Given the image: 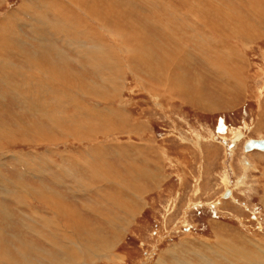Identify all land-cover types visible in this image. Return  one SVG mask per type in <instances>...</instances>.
<instances>
[{
  "label": "rangeland",
  "instance_id": "374dc122",
  "mask_svg": "<svg viewBox=\"0 0 264 264\" xmlns=\"http://www.w3.org/2000/svg\"><path fill=\"white\" fill-rule=\"evenodd\" d=\"M107 1L109 4H116L115 7L121 16L118 17L119 20L116 16L105 18L103 21L96 19L79 10L77 3L75 7L67 0H3L4 3H0V43L6 38L10 41L11 32L17 38H26V47L30 50H26L27 55L33 57L34 63L42 67L48 65L42 62V53L46 58L56 57L55 60L63 61L60 66L64 68L66 75L71 76L75 72L82 78L90 79L91 82L92 72L88 71V62L80 57L78 52L81 50L80 54H82L84 49L98 50L103 51L106 56L109 54L110 61L117 57L115 61L122 65L120 66L123 67L124 75L119 91L117 87H109L106 84L108 97L88 96L87 99L82 97L79 98L82 106L74 105V99L65 96L72 94V90L67 87L65 93L62 89L65 98L62 104L46 105V108L42 107L44 103L40 100L42 99L43 102L44 99V85L33 88L31 82L24 79L26 84L22 86L23 80L17 77L20 74L15 73V70L18 69L19 72L27 67V59L16 55V52L9 57L3 56L5 63H12L17 67L13 69L14 74L11 78L4 80L0 78V133L4 136L0 137V202L9 208L14 217V223L2 225L5 228L4 238L16 242L15 244L27 242L62 263L61 257H64L70 249L63 247L66 251L59 255L58 249L53 247L55 245L48 243L46 238L50 241L52 238L57 240L64 238L66 246L69 245L68 241L60 230L50 226L46 220L53 217L59 225L70 230L69 232L76 230L75 228L71 230L70 226L73 222L65 219L64 210H59L57 207L54 210L43 202L41 194H48L49 190H53L58 194L59 204L65 208H72L84 220L101 227L103 236L108 238L110 249L106 250H102L98 245H92L89 249L85 243H81L80 250L87 255L82 257L83 264H180L170 258V252H174L179 261L185 264H204L205 262L201 260L202 256L216 258L209 252L224 250L225 247L217 242L218 236L226 239L234 236L239 245L241 243L245 245L246 242L251 245L248 241L251 240L264 250V159L260 157V155L264 156V153L256 150L246 152L244 150L246 143L243 144L244 141L247 142L252 138L264 139V1L217 0L214 1L215 4H209L205 0H199L201 2L197 0ZM124 1L131 3L135 10L128 11L124 8ZM160 1L161 3H158ZM108 2L103 1L101 8L107 6ZM22 7H27L26 14L19 12ZM142 9L144 10L141 13ZM196 10H201L207 15L202 16L201 19L195 17ZM219 14L221 16H218ZM15 15L18 18H15ZM197 18L200 21L196 22ZM65 21L68 23L65 24ZM150 21H153V26H149ZM133 23H138L140 26L135 30L146 35L144 39L141 37L138 41L147 43L151 54L162 57L167 55L172 47L173 50L177 48L176 57H179L175 59L171 57L169 71L179 74L182 81L185 80L190 88L193 87V94L195 83L200 82L203 103L214 105L212 110L197 105L195 100L189 99L184 103L182 100L179 102L174 100L177 93L174 92V87L169 86L168 80H165L167 75L159 78L144 74L140 64L131 58L130 43H127V55H125L119 37L116 36L117 34L113 35L111 31L117 25L120 31L135 33L131 26ZM198 25L200 28H197ZM194 27L200 33L195 32ZM224 31L227 36L224 35ZM74 33L76 35H73ZM67 41H71L73 46ZM222 44L228 48H223ZM221 47L233 52L234 56L239 54L238 58H232L225 52L221 58L220 54L223 55ZM113 48L124 53L120 56H112L115 54ZM184 51H188L189 56L194 55V58L190 61L185 57L186 54L183 57L180 53ZM209 58L211 61L208 60ZM172 61L175 65L181 63V70H177ZM226 66L227 69L229 67L231 75L227 76L222 72ZM215 69L219 74L214 71ZM234 78L241 79L242 82L237 83ZM39 80L45 83L40 77ZM98 80L97 77L96 81ZM239 84L243 88H240ZM28 85L32 88L30 89ZM211 92L217 96H213ZM75 93L77 94L73 96L76 98L79 93ZM79 96L81 97L80 94ZM164 97L169 101L159 99ZM194 97L196 98V96L190 98ZM37 101L38 105L35 107L34 102ZM71 104L75 108L71 107ZM86 107L93 109L94 113L90 114L92 117L89 115L83 117L81 121H75L78 124L76 128L67 124L68 119L72 116L77 117L84 108L87 109ZM119 108L126 111V115L119 116L116 113V109ZM130 116H132L131 120H134L131 126L125 122ZM17 123L22 124L23 128L27 126L24 124L35 123L37 127L34 129L38 128L37 132L42 133L43 137L34 136L33 132L25 134V138L18 136V133L15 134L16 137H10V130H16ZM234 132L235 136L230 141L231 147L229 141H225L226 147L220 144L222 147L208 148V146L212 147L210 141L218 142L221 135L226 136ZM197 138L200 139V145L197 144ZM194 141L196 145H193ZM236 145H238L236 154H230V148ZM140 154L142 157L138 159ZM96 155L103 156V159L101 157L103 161H99L101 164L93 160ZM247 157L253 161L255 170L248 169L245 165ZM76 160L81 166L87 165L90 172L97 169L96 166H103L104 163L109 162L118 170L114 173H124L128 179H130L129 172L136 167L148 172L151 176L140 179L144 186L143 190L139 192L134 188L142 196H140L142 203L140 199H136L140 212L135 213L136 216L133 217L125 216L122 210L115 209L109 204V201L118 199L120 191L115 186L105 189L101 183L92 181L89 173H85L86 178L77 183V179L66 177L56 167L59 165L67 169L75 166L77 168ZM42 165L47 166L45 171L35 169L34 172L29 168L34 166L41 169ZM126 166L129 167V172L126 171ZM17 184L31 186V191L27 194L31 198V200L28 198L31 203L27 208L16 205ZM82 185L90 190L80 191ZM147 186L150 190L146 191ZM99 191L102 193L98 194ZM89 208L100 217L106 215L116 219L121 217L115 220V225L125 218L126 230L118 235L115 244L112 237L116 232L114 227L90 212ZM29 226H33L34 231L28 229ZM13 235L17 238L15 241ZM72 236L70 234L67 238ZM84 241L88 242V240ZM64 244L62 242L63 246ZM257 250L254 249L252 252L249 250L251 257L263 258L264 254ZM9 252L14 264H50L34 252L25 254L27 260L12 248ZM102 254L112 255L114 258L108 262ZM196 254L201 257L197 258Z\"/></svg>",
  "mask_w": 264,
  "mask_h": 264
},
{
  "label": "bare ground",
  "instance_id": "6f19581e",
  "mask_svg": "<svg viewBox=\"0 0 264 264\" xmlns=\"http://www.w3.org/2000/svg\"><path fill=\"white\" fill-rule=\"evenodd\" d=\"M1 4L3 2V0H0ZM70 2L72 4L75 5L76 7V3L78 4V7H79V10L85 12L86 14L88 13L89 15L95 17L96 19H101L103 21V19L105 18H110V17H114L116 16L117 19L118 17L121 18V16H119V12L117 10V8L115 7L116 4L114 3H110L106 0L107 3V6H102L103 8H101V4L103 1L105 0H67V2ZM114 1V0H113ZM152 1V0H151ZM199 1V0H197ZM206 2H208L209 4H215L214 1H217V0H205ZM223 1V0H222ZM225 1V0H224ZM264 1V0H263ZM26 3V1H24ZM30 2V1H29ZM201 2V1H199ZM221 2V1H220ZM227 2V1H226ZM255 2V1H254ZM4 3V2H3ZM158 3H161L158 2ZM28 4V2H27ZM31 4V3H30ZM144 4V3H142ZM239 4V3H238ZM56 5V4H55ZM124 5L128 11L129 10H132L134 11L135 10V7L132 6L131 3L129 2H126L124 1ZM155 5V4H154ZM20 6V5H19ZM28 6V5H27ZM30 6V5H29ZM130 6V7H129ZM158 6V5H157ZM100 7V8H99ZM123 7V6H122ZM150 7V6H149ZM152 7V6H151ZM150 7V8H151ZM154 7V6H153ZM209 7L211 8V5H209ZM27 8V7H26ZM26 8L22 7L20 8L19 12L22 13V14H26L27 11H26ZM38 8V7H36ZM86 8V9H85ZM254 7H252L253 9ZM31 9V8H30ZM73 9V8H72ZM199 9V8H198ZM201 9V8H200ZM17 10V9H16ZM29 10V9H28ZM44 10H47V9H44ZM138 10V9H137ZM144 9L140 10L141 13ZM208 10V9H207ZM211 10V9H210ZM209 10V11H210ZM214 10H217V9H214ZM249 10V9H248ZM31 11V10H29ZM43 11V10H42ZM146 11V10H145ZM150 11V10H149ZM155 11V10H154ZM165 11V10H164ZM168 11V10H167ZM166 11V12H167ZM171 11V10H170ZM178 11V10H177ZM232 11V10H230ZM239 11V10H238ZM14 12V11H13ZM174 12V11H173ZM196 16L195 17H201L204 16L205 14L201 11V10H196ZM214 12V11H213ZM130 14H132L131 12H129ZM155 13V12H154ZM160 13V12H159ZM176 13V12H174ZM193 13V12H192ZM211 13V12H210ZM215 13V12H214ZM225 13V12H224ZM228 13V12H227ZM32 14V13H31ZM121 14L123 15L122 11H121ZM162 14V13H161ZM171 14V13H169ZM191 14V13H190ZM230 14V13H229ZM241 14V12H240ZM33 16H35V14H32ZM110 15V16H108ZM143 15V14H141ZM177 15V13H176ZM175 15V16H176ZM207 15V14H206ZM205 15V16H206ZM216 15V14H215ZM131 16V15H130ZM158 16V15H157ZM170 16V15H169ZM173 16V15H172ZM171 16V17H172ZM218 16H221V14H219ZM257 16V15H256ZM264 16V15H263ZM15 18H18V16H14ZM14 17H12L11 19L13 20ZM56 17V16H55ZM261 17V16H260ZM21 18V16H20ZM19 18V19H20ZM35 18V17H33ZM124 18V16H123ZM144 18V16H143ZM160 18V17H159ZM164 18V17H163ZM173 18L175 19V17L173 16ZM9 19V21L11 20ZM28 19V18H27ZM37 21H38V17L36 18ZM76 19V18H75ZM150 20V18H148ZM162 19V18H161ZM159 19V20H161ZM198 21L199 18H197ZM211 19V18H210ZM11 20V21H12ZM74 20V19H73ZM119 20V19H118ZM165 20V19H164ZM185 20V19H184ZM183 20V21H184ZM190 20V19H189ZM212 20V19H211ZM210 20V21H211ZM27 21V20H26ZM41 21V20H40ZM98 21V20H97ZM114 21V20H112ZM146 21H148L146 19ZM169 21V20H167ZM213 21V20H212ZM229 21V20H228ZM236 21V20H235ZM240 21V19H239ZM34 22V21H33ZM70 22V21H69ZM74 22V21H73ZM76 22V21H75ZM107 22V21H106ZM121 22V21H120ZM124 22V21H123ZM141 22V21H140ZM139 22V23H140ZM143 22V20H142ZM152 25V22L153 21H150ZM192 22V21H191ZM224 22V21H223ZM246 22V21H245ZM62 23V22H61ZM68 23L65 21V24ZM113 23V22H111ZM145 23V22H143ZM169 23V22H168ZM185 23V21H184ZM183 23V24H184ZM209 23V22H207ZM221 23V22H220ZM227 23V22H226ZM235 22H233L234 24ZM248 23V22H247ZM259 23V22H258ZM29 24V23H28ZM36 24V23H35ZM56 24V23H55ZM73 24V23H72ZM181 24V23H180ZM198 24V23H197ZM200 24V23H199ZM239 24V23H238ZM251 24V23H250ZM40 25V24H39ZM75 25V24H74ZM115 25V24H114ZM121 25V24H120ZM141 25V23H140ZM148 25V24H146ZM144 25V26H146ZM159 25V24H157ZM66 26V25H65ZM69 26V25H68ZM79 26V25H78ZM113 26V24H112ZM131 26L134 28H139V24L138 23H133L131 24ZM139 26V27H138ZM153 26V25H152ZM151 26V27H152ZM155 26V25H154ZM165 26V25H163ZM205 26V25H203ZM226 26V25H225ZM228 26V25H227ZM235 26V24H234ZM31 27V26H30ZM29 27V28H30ZM34 27V25H33ZM106 27V26H105ZM116 28L113 29L111 32L112 34H117L116 36L119 37V42L121 43V46L123 49H125V55H127V47H128V44L127 43H130L131 46H130V54H131V58L133 60H136L140 66L143 68L144 70V74L148 75L149 77L150 76H155V77H159V78H162L165 76V74L167 75V77L163 78L165 80H168L169 82V86H172L174 87V92L177 93L176 97L174 98V100H178L177 102L181 101L184 103L187 102L189 99H191L190 101H197L196 103H198L197 105L199 106H203L204 108L206 109H211L212 110V107L214 105H211V104H204L203 103V100H202V97H201V83L200 82H197L195 83V93L193 94V87H189L187 85V83L184 81H182L181 77L176 74H173V72L171 73L169 71V66H170V61H171V57H173V59L179 57L176 55L178 54V50H176L174 48V50L170 49V52L168 51L167 55H164L162 57H158V56H155L153 54H151L150 52V48L149 46L147 45V43H145L144 41L142 42H139L138 39L139 38H145L146 35L142 32H138L137 30H135V33L133 32H130V33H126L123 31H120L119 28L117 29V25L115 26ZM128 27V25H127ZM150 27V28H151ZM169 27V26H168ZM193 27V26H192ZM197 27V26H196ZM230 27V26H229ZM77 28V27H76ZM159 28V27H158ZM165 28V27H164ZM167 28V27H166ZM183 28V27H182ZM195 28V27H194ZM197 28H200L199 25ZM4 29V28H3ZM68 29V28H67ZM66 29V30H67ZM128 29V28H127ZM145 29V27H144ZM155 29V28H154ZM163 29V28H162ZM173 29V28H172ZM221 29V28H220ZM23 30V29H22ZM64 30V29H63ZM72 30V29H71ZM108 30H111V29H108ZM131 30V29H130ZM210 30V29H209ZM207 30V31H209ZM226 30V29H225ZM200 31L203 32V30L200 29ZM214 31V30H213ZM55 32V31H54ZM116 32V33H115ZM175 32V31H173ZM186 32V31H185ZM184 32V33H185ZM195 32H199L198 30L196 31V28H195ZM228 32H230L228 30ZM25 33V32H24ZM32 33V32H31ZM53 33V32H52ZM163 33V32H162ZM169 33V32H168ZM200 33V32H199ZM224 35H226V32L224 31ZM246 33V32H245ZM12 37L10 38V41L8 38H6V40L4 42H1L0 43V78L2 80L5 79H9L12 77V75L14 74L13 72V69H17V67H15L14 64L12 63H5L4 61V57H9L10 54H13L16 52V55L18 56H23L27 59V67H25L23 70H19V72L17 70H15V73H19L20 76L17 75V77H20L22 80H23V83L21 84L22 86L26 84L25 80L29 82H31V85L33 86V88H35L36 86L38 87H41L42 85L43 88H44V91H45V95L42 93L43 96V102H42V99L41 100V103H44V105H42V107H46L47 106H50L53 104L57 105L58 106V103L60 104L62 102V100H64V95L63 92H62V89L64 90V93H65V88L68 87V89L72 90V94H69L68 95H65V96H68V98H72L74 99V105H81L82 106V102H81V99L82 97L87 99L88 96H91L93 98H103V97H108L109 95L107 94L108 91H107V85H109V87H117V91H119V89L122 87V84H123V80L122 78L124 77L123 75V67L121 68V66L119 65L118 61H115L117 60V56H120V54H123L124 52H122L120 50V52L118 51H115V49L113 50V52L115 53L114 55L112 56H115L112 60L110 61V55L108 54L107 56L105 54H103V51H98V50H94V51H91V50H87V49H84L82 54H80V51L78 52V54L80 55V57H82L84 60H86L88 62V71L92 72V81L90 82V79H85V78H82L80 77L77 73L74 72V75H71L70 74H67L66 75V72L64 70V68H62L60 66L61 63H63V61H60L59 60H55V58L53 57L52 59L49 58V57H45L46 55H44L42 53L41 55V59H42V62L45 64H48V65H44V67H42L41 65L37 64V63H34V60H33V57L29 56V54L27 55V51H30L29 48L27 50V47H26V38H17L13 32L9 33ZM26 34V33H25ZM72 34V33H71ZM71 34L69 35V37L71 36ZM87 34V32H86ZM171 34V33H170ZM182 34V33H181ZM187 34V33H186ZM27 35V34H26ZM73 35H76L75 33ZM165 35V34H164ZM163 35V36H164ZM197 35V34H196ZM78 36V35H77ZM76 36V38H77ZM82 36V35H81ZM96 36V35H95ZM227 36V35H226ZM22 37V35H21ZM74 37V36H73ZM72 37V38H73ZM93 37V36H92ZM104 37V36H103ZM113 37V36H112ZM165 37V36H164ZM167 37V36H166ZM165 37V38H166ZM169 37V36H168ZM179 37V36H178ZM177 37V38H178ZM187 37V36H186ZM60 38V37H59ZM98 38V37H97ZM102 38V37H101ZM195 38V37H194ZM227 38V37H226ZM57 39V38H56ZM92 39V38H91ZM176 39V38H175ZM222 39V38H221ZM51 40V39H50ZM59 40V39H58ZM72 40V39H71ZM94 40V39H93ZM100 40V39H99ZM102 40V39H101ZM107 40V39H106ZM167 40V39H166ZM206 40V38H205ZM209 40V39H208ZM208 40L206 42H208ZM220 40V39H219ZM226 40V39H225ZM231 40V39H230ZM61 41V40H60ZM173 41V40H172ZM183 41V40H182ZM222 41V40H221ZM28 42V41H27ZM69 42V44L71 46H73V43H71V41H67ZM76 42V41H75ZM78 42V41H77ZM76 42V43H77ZM100 42V41H99ZM169 42V41H168ZM81 43V41H80ZM79 43V44H80ZM103 43V42H102ZM101 43V44H102ZM107 43V41H106ZM221 43V42H220ZM68 44V45H69ZM78 44V45H79ZM83 44V43H81ZM94 44H97V43H94ZM167 44V43H165ZM180 44V43H179ZM204 44V42H203ZM29 45V43H28ZM100 46V44H98ZM223 45V44H222ZM66 46V44H65ZM75 46V45H74ZM98 46V47H99ZM207 46V45H206ZM214 46V45H213ZM224 46V45H223ZM29 47V46H28ZM67 47V46H66ZM77 47V46H76ZM96 47V46H95ZM170 47V46H169ZM168 47V48H169ZM216 47V46H215ZM166 48V47H165ZM167 48V49H168ZM223 48H228L226 46H224ZM33 49V48H32ZM66 49V48H65ZM98 49V48H97ZM219 49V48H218ZM221 49V52L223 53L220 54L221 58L222 56H224V52L226 55H229V56H232V58L234 57H237L239 56H234V54H232L233 52L231 51H228L226 49H222V47L220 48ZM233 49H236L237 48H233ZM27 50V51H26ZM102 50V49H101ZM112 50V49H111ZM163 50V49H162ZM165 50V49H164ZM169 50V49H168ZM176 50V51H175ZM205 50V49H204ZM216 50V49H214ZM213 50V51H214ZM230 50H232L230 48ZM33 51V50H32ZM34 51H37V50H34ZM46 51V50H44ZM69 51V50H68ZM166 51V50H165ZM195 52V51H194ZM209 52V51H208ZM211 52V51H210ZM216 52V51H215ZM219 52V51H218ZM71 53V52H70ZM117 53V54H116ZM163 53V52H162ZM203 53H205V51H203ZM236 53V52H235ZM48 54V53H47ZM63 54V53H62ZM181 55H184L186 54V58L187 59H190V61L194 58V55H190L189 56V53L188 51H184V53H180ZM179 54V55H180ZM193 54V53H192ZM197 54V53H196ZM31 55V54H30ZM38 55V54H37ZM66 55V54H65ZM201 55V54H200ZM207 55V54H206ZM236 55V54H235ZM228 56V57H229ZM67 57V56H66ZM198 57V56H197ZM210 57V56H209ZM217 57V56H216ZM219 57V55H218ZM120 58V57H119ZM207 58V57H205ZM227 58V57H226ZM54 59V60H53ZM58 59V58H57ZM64 59V58H63ZM68 59V58H67ZM200 59V58H199ZM230 59V58H229ZM36 60V59H35ZM210 60V58L208 59ZM224 59H222L223 61ZM39 61V60H38ZM175 61V60H174ZM172 61V63L174 62ZM204 61V60H203ZM211 61V60H210ZM215 61V60H214ZM221 61V63H222ZM226 61V59H225ZM229 61V60H228ZM242 61V60H240ZM180 62V61H179ZM202 62V61H201ZM231 62V61H230ZM121 63V62H120ZM175 63V62H174ZM173 63V64H174ZM183 63V62H182ZM188 63V62H187ZM225 63V62H224ZM6 67H4L3 65ZM65 64V63H64ZM213 64V63H212ZM223 64V63H222ZM67 65V64H66ZM68 66V65H67ZM181 63H176V65L174 64V67H177L178 69L177 70H181ZM213 66V65H212ZM84 67V66H83ZM208 67V66H207ZM215 67V66H214ZM217 67V65H216ZM221 67V66H219ZM125 68V67H124ZM239 68V67H238ZM126 69V68H125ZM223 69V67L221 68ZM70 70V69H69ZM68 70V71H69ZM85 70V69H84ZM171 70V69H170ZM174 70V69H173ZM171 70V71H173ZM82 71V70H81ZM215 72L218 73V70H214ZM233 71V70H232ZM231 71V72H232ZM111 72V73H110ZM225 75H231L230 73V69L228 67L227 69V66L223 69L222 71ZM237 72V71H236ZM115 74V75H111V74ZM94 74V76H93ZM222 74V73H221ZM28 75V76H27ZM164 75V76H163ZM238 75V74H237ZM234 76V75H233ZM239 76V75H238ZM39 77L40 79H43V81L45 83H43L42 81L39 80ZM98 77V81H96V78ZM215 77V76H214ZM222 77V76H221ZM241 77V76H240ZM15 78H16V75H15ZM121 78V79H120ZM231 78V77H230ZM229 78V79H230ZM242 78V77H241ZM25 79V80H24ZM228 79V80H229ZM17 80V79H16ZM20 80V79H19ZM219 80V79H218ZM227 80V81H228ZM231 80V79H230ZM234 80L238 81L237 83H241L242 80L240 79H236L234 78ZM233 80V81H234ZM18 82V81H17ZM224 83V82H223ZM231 84V83H230ZM240 85V84H239ZM65 86V87H64ZM28 87L31 89L32 87L30 85H28ZM231 87V86H230ZM242 86L240 85V88ZM223 88V87H222ZM225 88H229L228 86ZM243 88V87H242ZM22 89V88H21ZM27 89V87H26ZM232 89V88H231ZM42 90V89H41ZM114 90H116L114 88ZM200 90V93L198 94ZM27 92V90H25ZM31 91V90H30ZM38 91H39V88H38ZM115 91V92H117ZM223 91H226V90H223ZM242 91V90H241ZM34 92V90H33ZM40 92V91H39ZM39 92H36V93H39ZM75 92H78L81 97L79 96V94L77 95V97L75 98L73 96V94H77ZM41 93V92H40ZM61 96H57V95H60ZM211 94L213 96H217V94L215 93H212ZM23 95V94H22ZM222 95H225L222 93ZM227 95V94H226ZM229 95V93H228ZM0 96H1V91H0ZM192 96H196V98H190ZM231 96V95H230ZM32 97V96H31ZM39 97H42V96H39ZM219 97V96H218ZM30 98V96H29ZM33 99H37L39 100L38 98H34L32 97ZM79 98H81L79 100ZM172 98V97H171ZM3 99V97H2ZM23 99V98H22ZM26 99L28 100V97H26ZM67 99V98H66ZM159 99H162L163 101H169V99H166V97L164 98H159ZM173 99V98H172ZM68 100V99H67ZM26 101V100H25ZM29 101V100H28ZM66 102V101H65ZM28 103V102H27ZM31 104V102H29ZM191 103V102H190ZM35 104V107L38 105V101L37 102H34ZM40 104V103H39ZM62 104V103H61ZM28 105V104H27ZM54 105V107H55ZM74 105H70L71 107L75 108ZM33 106V105H32ZM27 107V106H26ZM64 107V106H63ZM47 108V107H46ZM45 108V109H46ZM53 108V107H52ZM78 108H80L78 106ZM83 108V107H82ZM87 109H83L82 112H80L78 114V116H72V118L68 119L67 121V124L70 125V126H73L74 128H76L78 126V124L75 122V121H81V119L85 116H89L90 114H93L94 111L92 108L90 107H86ZM1 109V108H0ZM35 109V108H34ZM39 109V108H38ZM57 109V108H56ZM54 109V110H56ZM67 109V108H66ZM122 108H119V109H116V113L119 115V116H123V115H126V111H123L121 110ZM215 109V108H214ZM33 110V109H32ZM41 110V109H40ZM43 110V109H42ZM53 110V112H55ZM58 110V109H57ZM65 110V109H64ZM80 110V109H79ZM27 111V109H26ZM44 111V110H43ZM43 111H40L41 113ZM49 111V109H48ZM52 111V110H51ZM50 111V112H51ZM210 111V110H209ZM58 112V111H56ZM66 112V111H65ZM33 113V112H32ZM34 114V113H33ZM32 114V116H33ZM46 114V113H45ZM29 115V114H28ZM42 115V114H40ZM48 115V114H47ZM52 114H50L51 116ZM54 115V114H53ZM65 115V114H63ZM3 116V115H2ZM43 116V115H42ZM45 116V115H44ZM49 116V115H48ZM91 116V115H90ZM52 117V116H51ZM92 117V116H91ZM132 116L128 117L127 120L125 122H128V125H132L131 122H134V120H131ZM5 118V117H4ZM44 118V117H43ZM54 117H52L53 119ZM88 118V117H86ZM49 119V118H48ZM85 119V118H84ZM94 119V118H93ZM72 121V122H71ZM85 121V120H84ZM56 124V123H55ZM66 124V125H67ZM6 125V124H4ZM27 125V126H25ZM53 125V124H52ZM134 125V124H133ZM25 128H23L22 124H19L17 123V128L16 130L14 129H11L10 130V137H16L15 134L18 133V136L20 135L21 137L23 136L25 138V134H28V132H33L32 134L34 136H42L41 134L42 133H38L37 132V129L35 130L34 128L37 127L35 123H32V124H24ZM9 127V126H8ZM92 127V126H91ZM53 128V127H52ZM9 129V128H8ZM54 129V128H53ZM40 130V129H39ZM49 130V129H48ZM44 131V130H43ZM91 131V130H90ZM64 133V132H63ZM3 133H0V137H4L2 135ZM70 134V133H69ZM8 135V134H7ZM45 135V134H44ZM29 136V135H28ZM32 136V135H30ZM48 136V135H47ZM84 136V135H83ZM222 136V135H221ZM220 138H218V142H215V141H210V145L212 147H209L208 148H214V147H218L220 146V144H222V146H225L226 147V142L225 141H229V144L231 143L230 141L233 139V137L235 136V132L232 133V134H229V135H226V136H222ZM43 137V136H42ZM45 137V136H44ZM54 137V136H53ZM201 137V141H202V136ZM230 137V138H229ZM6 139V138H5ZM51 139V138H50ZM198 141H197V144L200 145V139L197 138ZM205 139V138H203ZM43 140V139H42ZM207 140V139H205ZM183 141V140H182ZM224 141V142H223ZM44 142V141H43ZM194 144L193 145H196L195 141L193 142ZM246 142L244 141L243 144H245ZM220 146V147H222ZM197 147V146H195ZM230 147H231V144H230ZM229 147V148H230ZM238 145H236L235 147L233 148H230L229 150V153L230 154H236V149H237ZM110 148V147H109ZM198 148L200 149V146H198ZM156 149V148H155ZM239 149V148H238ZM244 150L246 152H252L251 150H247L245 147H244ZM253 152L254 150L256 151H259V152H263L264 153V150H260V149H252ZM157 151V150H156ZM165 151V150H164ZM138 153V152H137ZM126 154V153H125ZM142 154V153H141ZM141 154L138 156V159H141ZM162 154V153H161ZM120 155V154H119ZM165 155V154H164ZM62 156V154H61ZM14 157V156H13ZM95 157V156H94ZM103 156H99V155H96V157L93 159L95 161H97V163L101 164L99 161H103ZM168 157V155H167ZM235 157V156H234ZM260 157H262V159H264V156L260 155ZM19 158V157H18ZM105 158V157H104ZM166 158V157H165ZM164 158V159H165ZM127 159V158H125ZM136 159V158H135ZM130 160V159H129ZM168 160V158H167ZM39 161V160H38ZM66 161V160H65ZM71 161V160H70ZM77 161V168L76 166L75 167H70L71 169H67L65 167H62V166H59V165H56V167L63 173L66 175V177L68 178H72L74 180H76L77 183H79L80 181H82L83 178H86L85 177V173H89L90 176H91V179L92 181H96L101 183L105 189L106 188H109L110 187H113L115 186L116 188H118V190L120 191L119 192V196L117 197L118 199L116 200H111L109 201V204L111 206H113L115 209H119V210H122L125 214V216H134L135 213H139L140 212V209L138 208L137 206V203H136V199H140L141 201V194H139L138 192H136L134 190V188L138 189L139 192L140 190H143V187L142 186V182L140 181L141 177H149L151 175H149L148 172H145L143 169H138L137 167L133 170H131L129 172L130 169L127 168L126 166V171L130 173V179H128V177H126V175H124V173L122 174L121 172L119 173H114L115 171H118L113 165H111L109 162L107 163H104L103 166L102 165H99V166H96L97 169H94L93 172H90V168L87 166V165H84L82 164V166L80 164H78V160ZM131 161V160H130ZM40 162V161H39ZM67 162V161H66ZM132 162V161H131ZM70 163V162H69ZM130 162H128L129 164ZM144 163V162H143ZM245 165L248 167V169H254V164H253V161L249 159V157L246 158L245 160ZM45 165V164H44ZM53 165V164H51ZM98 165V164H97ZM137 165V164H136ZM0 166H1V161H0ZM132 166V165H131ZM47 167V166H46ZM46 167H44L42 165V168L41 169H38L37 167H29L30 170H33L35 172V169L38 171V170H44L46 169ZM139 167V166H138ZM132 168V167H131ZM259 169V168H258ZM255 170V169H254ZM249 171V170H248ZM41 174V173H39ZM37 174V175H39ZM80 174V175H79ZM126 174V173H125ZM264 175V174H263ZM129 176V175H127ZM117 177V178H116ZM126 177V179H125ZM146 178V177H145ZM139 181V182H138ZM145 181V180H144ZM6 182V180H5ZM138 182V183H136ZM141 182V183H140ZM14 185V184H13ZM88 186H90L88 184ZM132 186V187H130ZM30 187L31 186H27L25 184H17V186L15 187V194H16V197H17V200L16 201V205L18 206H25L26 208L29 207V203H31V198H29V195L28 192L30 193ZM149 186L146 187V191L147 190H150L148 189ZM85 191L87 192L88 190L90 189H87V187L85 185H82L80 191ZM127 192H130L131 194L127 193ZM3 193V192H2ZM10 193V192H9ZM19 193V194H18ZM102 192H98V194H101ZM233 193V192H232ZM18 194V196H17ZM117 194V192H116ZM11 196H14L13 194H11ZM22 197V198H20ZM41 197L43 199V202L48 206V207H51V208H55L57 207L59 210H64L65 214H66V217L65 219H68V222L69 220H71L73 223L71 224V230H73V228H75L76 232L73 231L72 233L69 232L70 230H67L65 229L63 226L59 225L57 221H55V219L53 217H49L51 219H47V223L52 226L53 228H55L56 230H60L61 234L64 235L65 237V240L68 241V244L69 245H65L64 244V238H61L62 240H57V239H54L52 238V240L50 241V239L46 238L47 242L48 243H51L52 245H55L53 246L54 248H57L58 249V254L61 255L64 251L63 247H66L69 251H67V253H65L64 257H61L63 258V262L60 263V261H56L51 255H49L48 253H44L45 251L42 252V250H40L39 248H36L35 246H32L30 244H28L27 242L26 243H20V244H15L16 242H13L11 240H8L6 238H4V233H5V228L2 226V225H8L9 222L11 223H14V217L13 215L11 214V211L9 210V208H7L5 205H3L1 202H0V252H1V255H0V264H14V259L13 257L10 255V249H14L15 251H18L19 254H21V256H23V258L25 260H27V256L25 254H27L28 252H34L36 254H38L44 261L46 262H49L50 264H83L81 262L82 260V257L84 256H87L86 253H83L81 252L80 248H81V243H85L87 245V247L89 249L92 248V245H98L100 246V248L102 250H106V249H110V244H108V238H106L105 236H103V233H102V228L97 226V225H93L92 223L84 220L82 217L78 216L79 214H77L76 211L72 210V208L70 207H64L62 204H59V201H58V194L53 191V190H49L48 191V194H41ZM142 197V196H141ZM13 198V197H12ZM28 198L30 199L28 201ZM48 198V199H47ZM14 199V198H13ZM142 203V201H141ZM146 204V203H144ZM33 210V209H31ZM90 212H92L93 214L97 215L98 217H100L98 214L94 213L90 208H89ZM34 212V210H33ZM34 214V213H33ZM128 214V215H127ZM34 216V215H33ZM136 216V215H135ZM100 218H103L105 221H107V223H109L111 225V227H114V230L116 231L114 234H112V237H113V243L114 242H117V239H118V235L121 234V232L125 231V226H126V221H125V218L121 220L120 223H118L117 225H115V220H118L120 219L121 217H117V219L115 217H111V216H101ZM127 219V218H126ZM129 219V218H128ZM127 219V220H128ZM67 221V220H66ZM64 221V222H66ZM33 226H29L28 229H32ZM37 229V228H36ZM31 231H34L33 229ZM57 233V232H56ZM59 234V233H57ZM70 234H72L73 236L71 238H67V236H69ZM76 235V236H75ZM57 236V235H56ZM13 238H15L16 236L13 235L12 236ZM44 237V236H43ZM55 237V236H54ZM234 237V236H233ZM232 236H229L227 239L223 236H218L217 237V242L222 244L225 248L223 251L221 252H218V251H213V252H209V254H214L216 256V258H209L207 255H204V256H199L197 255V258L201 257L200 259L203 261L204 264H264V257L260 258V257H256V258H252L251 257V253L249 252V250H251V252L255 249H258L257 251L261 252L264 254V250L262 248H259L258 244H256L255 242H252L251 240H248L249 243L251 245L248 244V242L245 243H241V245H239L236 241L235 238H233ZM56 238V237H55ZM17 238L14 239V241L16 240ZM231 239H235V240H232L230 241ZM237 239L239 240V238L237 237ZM84 240H88V242L84 241ZM246 240V239H245ZM256 240V239H254ZM64 244V246L62 245V242ZM59 245H58V244ZM201 243V242H200ZM260 243V242H258ZM115 244V243H114ZM113 244V245H114ZM227 247H226V246ZM261 245V244H260ZM62 246V247H61ZM262 246V245H261ZM113 247V246H112ZM56 251V250H55ZM212 251V250H210ZM95 252V251H93ZM186 252H188V250H186ZM185 252V253H186ZM104 253V251H103ZM171 255L169 254L170 258L172 260H174L175 262H179L180 264H185L183 262H180L179 261V258L177 257V255L174 253V252H170ZM262 254V255H263ZM103 255V254H102ZM104 256V259L107 260L108 262H111L112 259L114 258V256H108V255H103ZM264 256V255H263ZM218 257V258H217ZM220 261V262H219ZM223 261V262H222ZM233 262V263H232ZM161 263V261H160ZM174 263V262H173ZM28 264H31V263H28ZM163 264V263H162ZM166 264V263H165ZM168 264V263H167Z\"/></svg>",
  "mask_w": 264,
  "mask_h": 264
},
{
  "label": "water",
  "instance_id": "95a60500",
  "mask_svg": "<svg viewBox=\"0 0 264 264\" xmlns=\"http://www.w3.org/2000/svg\"><path fill=\"white\" fill-rule=\"evenodd\" d=\"M245 148L247 150L260 149L264 150V139H250L246 142Z\"/></svg>",
  "mask_w": 264,
  "mask_h": 264
}]
</instances>
